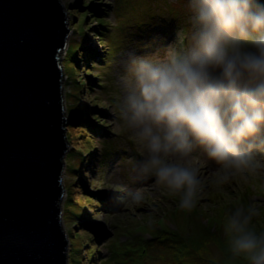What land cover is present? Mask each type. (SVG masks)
Returning <instances> with one entry per match:
<instances>
[{"label": "clouds", "instance_id": "1", "mask_svg": "<svg viewBox=\"0 0 264 264\" xmlns=\"http://www.w3.org/2000/svg\"><path fill=\"white\" fill-rule=\"evenodd\" d=\"M181 3L176 39L128 38L110 54L116 150L128 154L100 172L116 206L142 203L154 178L191 210L205 183L201 155L219 165L217 185L264 172V0ZM259 214L255 202L237 203L223 224L232 256L248 264H264Z\"/></svg>", "mask_w": 264, "mask_h": 264}, {"label": "rangeland", "instance_id": "2", "mask_svg": "<svg viewBox=\"0 0 264 264\" xmlns=\"http://www.w3.org/2000/svg\"><path fill=\"white\" fill-rule=\"evenodd\" d=\"M61 1L70 28L66 48L61 51L69 143L64 157L65 193L61 208L63 228L69 240L68 264H101L100 256L109 255L108 245L115 236L119 237L118 241H134L141 234L147 241L150 232H170L174 240L168 244L174 248L164 249L156 244L142 264H248L246 258L232 256L223 224L237 203L255 202L260 214L253 224L257 230H264V172L246 180L233 179L231 183L217 185L214 180L219 165L201 155L206 161L201 165L205 183L191 210L179 207L180 193H168L155 186L154 178L144 182L142 203L116 206L100 172L102 166L110 170L122 155L128 154L116 150L120 137L111 110L110 56L106 63L103 58L110 55L108 50L119 54L122 47H127L128 38L146 43L155 37L154 47L176 39L172 34L180 27L181 0H93L91 8L83 6L91 0ZM80 7L82 12H78ZM92 8L96 9L95 14H91ZM101 18L109 24L102 29L107 30L105 34L100 31ZM77 44L86 46L85 53L94 59L85 56L77 66L73 53ZM154 47L134 50L144 53ZM73 114L81 120L70 126ZM101 144L106 150L103 155L98 148ZM81 163L83 168L78 173ZM86 215L87 221L82 218ZM92 228L97 232L92 234ZM118 232L121 234L117 235ZM93 251L99 253L93 257Z\"/></svg>", "mask_w": 264, "mask_h": 264}, {"label": "water", "instance_id": "3", "mask_svg": "<svg viewBox=\"0 0 264 264\" xmlns=\"http://www.w3.org/2000/svg\"><path fill=\"white\" fill-rule=\"evenodd\" d=\"M61 0H0V264H68Z\"/></svg>", "mask_w": 264, "mask_h": 264}, {"label": "trees", "instance_id": "4", "mask_svg": "<svg viewBox=\"0 0 264 264\" xmlns=\"http://www.w3.org/2000/svg\"><path fill=\"white\" fill-rule=\"evenodd\" d=\"M93 0L91 1H86L84 2L83 6L84 7H88L91 8L93 5ZM83 7H80V10H78V12H82ZM91 10V14L92 13H96V9L92 8L89 9ZM99 27H100V31L105 34L107 30H102L103 28L106 29V26H108V21L101 18L99 19ZM80 45V44H79ZM78 44L76 45V47L74 48V55H76L75 58V63L77 64V66H79L81 64V61H83V57H88V58H93L94 56L91 54H86L85 52H87V47H80ZM83 48V49H81ZM69 52V51H68ZM70 53V52H69ZM108 53L111 54V51L108 50ZM69 55V54H68ZM105 56L103 58V60L107 61L108 59ZM88 65V64H86ZM80 103V101H79ZM81 104V103H80ZM81 110V109H80ZM80 110H78L76 113H78ZM81 120V117L78 115L76 116V114L71 115L70 121L71 124L70 126H74L75 122H78ZM83 126V125H82ZM86 126V125H84ZM106 151V150H105ZM83 163H81L77 168L78 173H80L81 169L83 168ZM76 177H80L79 175H76ZM149 216V215H148ZM82 217V216H80ZM82 218H84L87 221V215L86 217L83 216ZM154 226H157L156 222H153ZM140 226V225H138ZM162 230V229H161ZM96 231V228H92V234L93 232ZM97 232V231H96ZM121 234V232H118L117 235ZM151 234V238H149L147 241H144V238L141 234H137L134 237V241H130V240H124V241H118L119 237L115 236L114 238H112L110 240V243L108 245L109 248V255L104 258L103 256H100V259L102 260L101 264H142L144 259L149 255V250L154 247V245L156 244H160L162 248L164 249H173L174 245L173 244H168V241L174 240L171 236H170V232H150ZM98 235V234H97ZM172 242V241H171ZM92 243V242H91ZM90 243V244H91ZM94 246L96 245L95 243H93ZM93 257L95 256V254L99 253V252H91Z\"/></svg>", "mask_w": 264, "mask_h": 264}]
</instances>
